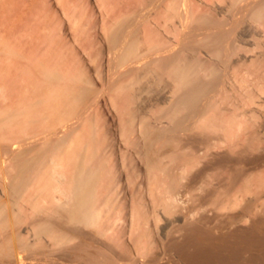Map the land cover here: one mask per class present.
<instances>
[{"label": "bare ground", "instance_id": "1", "mask_svg": "<svg viewBox=\"0 0 264 264\" xmlns=\"http://www.w3.org/2000/svg\"><path fill=\"white\" fill-rule=\"evenodd\" d=\"M166 2L176 15L179 2ZM228 2L220 8L227 15L223 22L212 13L193 18L183 48L175 53L162 42L141 40L136 11L107 27L101 52L109 56V91L116 93L111 98L122 101V108L114 101L121 116L120 134L111 132L112 139L109 126L106 131L103 123L102 135L93 121L90 97L96 83L83 68L50 49L54 57L38 51L13 65L12 40L2 35L0 264H264V175L256 173L264 167V137L254 125L240 130L237 120L251 108L244 112L238 100L241 107L237 103L232 109L228 94L218 101L234 80L242 82V74H235L240 66L235 63L241 61L236 56L251 39L240 27L250 22L264 26V0ZM200 47L208 50L211 62L200 57ZM263 60L248 71L257 86L264 84ZM150 74L156 88L164 82L169 88L161 91L171 93L153 121L139 111L146 88L138 85ZM218 102H228L225 111L217 109ZM212 167L230 170L221 198L210 190L222 181L209 173ZM202 178L211 179L209 188L197 186ZM128 182L137 183L143 200L134 189L137 201L132 196L122 216Z\"/></svg>", "mask_w": 264, "mask_h": 264}, {"label": "rangeland", "instance_id": "2", "mask_svg": "<svg viewBox=\"0 0 264 264\" xmlns=\"http://www.w3.org/2000/svg\"><path fill=\"white\" fill-rule=\"evenodd\" d=\"M40 1H41V3H40ZM151 1L150 0H144V1L143 0H110V1L109 0H107V1L106 0H101V1L100 0L99 1L98 0H57V1H55V0H48V1L47 0H0V16H1L0 17V36H2L3 34L6 35V36L8 35V38L10 39V41L12 40L11 44L13 46H11V47L14 48V49L12 48L13 52L16 53L13 56V62H14L13 65L18 63V61L20 59H22L20 57L27 56V55H28V57H32V56L35 57V55L37 54L38 51H39L38 53H40V54H42L43 51H44L45 54L43 53L44 54L43 56H45L47 53H50V54H47V55H49V57L50 56L54 57V55H51V52L54 50L52 52V54L60 52L62 55L64 54L63 56H65L66 60H67V57H69L68 60L72 61V63L70 61H68V63H70L72 65L75 64L74 67L83 68L91 76V78L94 80V82L96 83L95 85L92 86L94 88V92H95L94 94L95 95L93 94L90 97V103H93V107H92V115L93 116L92 117L95 118V119H93V118L92 119H93V121L95 122L96 125L97 124L100 125L102 123V127H101V125H100V127H99V125H97L98 126L97 127L98 130L100 128L99 131H101V134L103 133L102 135H104V131L105 130L107 131V129H108L110 131L108 137L110 139H112L114 137V135L120 134V133H118L119 132L118 120H119L121 115H118V114L121 111H119L120 109L119 110H117V109L119 107L118 105L122 104V101H121V99L117 100V98H116L117 101H115V99L111 98V96L113 97V95H116V93L111 94L112 91H109L110 90L109 88L111 87V85L108 82H110V80L112 78V74L108 71L107 64H106L107 60L109 59V56L106 55L105 53L103 54L101 52V51H103V49L105 50L104 47L106 46V43H105L106 42L105 41L106 36L105 35H106L107 27L110 28V27L114 26L116 21L118 22L119 20H121L120 18H123L124 16H126L128 13H130L132 11H136L135 12L136 19H137L135 21L136 22V29L139 32V35H140L139 37L141 38V40L142 39L143 40H148L151 43H153V42L154 43H161L162 42L161 43L162 45L167 46L172 51L174 50L173 52L171 51V53H175L177 50L180 51L183 48L182 47V46H184L183 42L184 41L186 42V39L188 38V36H189V34L191 32V29L193 28V26L195 24V21H194L193 18H195V17H197L199 15L205 14V13L206 14L207 13H209V14L212 13L211 15L215 16V19H217L218 21L221 20L223 22L224 18H226L227 15L224 16V13H222V10L220 8L227 6V4L229 3L228 1H230V0H203V1L202 0H193V1L192 0H182L184 2V4H183V2H181V0H172V1H176L177 4L179 2L178 5H179V7H181V8L178 7L179 10L177 11L176 15H175V12L172 14V11H171L172 9L169 10L170 8L168 6H165L167 4V2H166L167 0L166 1L165 0H151ZM245 1H247L246 3H248V1H249V4H250V3H253V2L254 3L258 2L259 0H244V2H242V5L245 3ZM150 2L152 4V6H151ZM185 2H187V4ZM117 3H120V4H117ZM3 4H4V7H2ZM111 6H113V7H111ZM5 7L7 8L8 12L6 11ZM69 7H70V9H69ZM101 7H102V9H101ZM131 7L133 9H131ZM165 7L168 8V9H166ZM193 7H194V9H192ZM78 8H80V9H78ZM76 9H77V11H76ZM136 9H138V10H136ZM142 10H144V11H142ZM167 10H169V11H167ZM219 10H220V12H218ZM163 11H164L165 14L162 13ZM144 12H146V13H144ZM168 12H170V13H168ZM193 13H195V14L193 15ZM178 14H181L183 16V18L180 19ZM225 14H227V13H225ZM186 17H188L189 20L186 19ZM237 17L238 18L241 17V14H238ZM168 18L170 20L169 22H168ZM171 18H173V22H172ZM111 20H113V21H111ZM185 20L187 21V23H186ZM167 23H168V25H167ZM163 24L167 28H165V26ZM243 25H242V27H240V29H242V31L244 30V32H243L244 34L246 33V35H247L246 39L248 40V38H249L251 40H250V42H248V44H244V45L241 44L240 45L241 48H240V51L237 54L239 57L236 56L237 59L241 58V61L238 59L240 62L237 61L235 63V66H237V64H240L241 67L240 66L235 67V69H236L235 74H237L238 71H239V73H238L239 75L237 74V76L240 77V75L242 74L241 75L242 82H238V81L234 80V82L233 81L232 82L236 83V85H234L233 83H232V85L229 84V86H232V87H230V89L229 88H227V89H229V90H231V89L234 90L235 89V90L234 91H229V90L225 91V94H221L222 97L219 96V100H218L220 103H222L221 101H223V99H224L223 96L227 97V94H228L230 96V98L228 96V99H229L228 102L229 103L226 102V103L220 104L218 102V105H220V107L218 106L217 109L221 110V108H222V110H224L225 109V105L224 104H227V103L229 104V106L231 105L232 109H234L233 106H235V108H236L237 103L242 102V105L245 104V105H243L241 107V105L239 103L240 107L243 108L242 110H244V109L247 110L249 108H251V109L249 110L250 112L248 111V113L244 110V112H246L248 114V115H246L248 117L242 115L243 117L241 116L240 118H238L237 121H240V123L238 122L240 124V130L243 129L242 131H244L246 127L249 128L250 126L254 125L255 128H257V130L259 131L260 135H262V137H264V124H263L264 123V84H263V86L261 85L262 87L255 85V82L252 81L253 77L251 75H249V73H248V71L253 70V69L256 68V65H255L256 62H259L262 58L264 59V35H263L264 34V31H263L264 26H260L259 24H256V23H253V22H250L248 25L247 24L246 25L243 24ZM249 26H250V28H249ZM173 27L176 28V29L174 30ZM188 27H190V28H188ZM104 28H106V29H104ZM161 29H163V30H161ZM185 29H186V31H184ZM240 29H239V31H240ZM180 30H182V31H180ZM175 31H177V32H175ZM245 31H247V32H245ZM249 32H250V34H249ZM174 33H176L175 34L176 36L174 35ZM44 35H46V36H44ZM258 35H261V36H258ZM3 36L0 37V40H1V38L3 39ZM75 36H77V37H75ZM186 36H187V38H185ZM4 38H7V37H4ZM164 38H166V39L164 40ZM172 40H174V41H172ZM24 41H25V44H24ZM164 41H165V43H164ZM175 44H177V45H175ZM38 45H40V46H38ZM200 48H201L200 49V54H199L200 57L203 60H205L206 62H209L210 60L212 61L213 59L211 58V55L209 54L208 50L205 49V48H202V47H200ZM49 49L52 50V51H50ZM165 55H167V54H165ZM107 57H108V59H107ZM244 58L246 60H244ZM80 61H81V63H80ZM217 63H218V61H217ZM85 65H87V66H85ZM97 68H99V69H97ZM154 79L155 78H153L152 74H150L149 76H147V78H145L143 80V83L138 85V86L144 85L141 88H146L147 89V90L145 89L146 91L144 90V92H143L145 95L143 94V96L141 97L142 100L145 97L143 102L141 100L139 101L140 102L139 106L140 107L142 106L141 108H143V109H141L139 107V109H140L139 111H140V113L142 115H144L145 117H147L148 119H150L152 121H153V119L155 117L159 116V112H158V111H160L159 109H161L162 106H163L162 108H165L166 105H168L166 102L170 98L169 94L171 95L169 90H168L169 92L167 91L169 93L168 95L166 94V92H163V91H165L167 89V86L169 88V85H166L163 82L161 84V86L156 88V86L154 84ZM227 85H228V83H227ZM165 87H166V89H164ZM234 87H236V88H234ZM160 88H162L163 91H161L162 89H160ZM240 88H241V90H240ZM252 88H253V90H252ZM155 89H157V90L155 91ZM97 90H98V92H97ZM250 91L253 93V95H252V93ZM228 92H230V93H228ZM157 93H159V94H157ZM164 94H165L166 98L164 97ZM239 94H240V96H239ZM256 95H257V97H256ZM231 97H234V98L237 97L236 98L237 100L235 99L236 101H234V99H233V101H234L233 102L231 100L232 99ZM148 98L150 100L151 99L152 100L150 101ZM159 98H161V100ZM251 98H253V99H251ZM111 99L113 100V102L115 101V102L118 103V105H117V103L114 102L116 107H115V105H112L114 103L111 102L112 101ZM165 99L166 100L168 99V100L166 101ZM259 99H261V100H259ZM238 100H240V101L237 102ZM159 101L163 102L164 104L163 103L160 104ZM235 102H236V104H235ZM246 102H248V103H246ZM223 105H224V107H223ZM239 105H237V107ZM226 106H227L226 109L230 110L229 113H231V108H229L228 105H226ZM244 106H246V108H244ZM152 107H153V109H152ZM120 108H122V105L120 106ZM256 108H258V109H256ZM95 109H97V110H95ZM114 109H116L117 111H114ZM240 109H239L238 113L241 114L243 111L242 110L240 111ZM148 110H150V111H148ZM218 110H217V112H218ZM251 110H255L257 113L256 112H255L256 114L252 113ZM150 112H153V113H150ZM229 113H227V114H229ZM107 116L109 118H107ZM252 116H253V118H252ZM151 117H152V119H151ZM248 121H250V123ZM243 122H245V124ZM103 123H105V126H104L105 130H104V127H103ZM255 123L258 124V125H256ZM246 124H248V125H246ZM163 125H166V123H163ZM106 126H109V127H107V129H106ZM242 126H243V128H242ZM102 129H103V132H102ZM111 132H112V134H114V133L115 134L112 135ZM199 132H200V130L198 131V133ZM198 133L194 132V134H198ZM124 150H125V148H124ZM15 151L18 152L19 149L16 148ZM117 157H118V154H117ZM120 157H121V155H119V158ZM128 160L130 161V158L126 160L127 163H128ZM136 161H138V159H136ZM237 166H239V165H237ZM237 166H235V167L236 168H240V166L239 167H237ZM209 173L213 174V175L217 174L216 176H217V179L219 177V179H218L219 181H220V177H221L222 181L221 182H217L218 184H220L219 187L216 186V189H214V190H212L213 187L210 188V190L212 192L214 191L213 193L216 194V196H220V198H221L222 192L225 191V189L227 188L226 186H228V180H229L228 178L230 176V170L228 172V170H226V169H224V170L222 168L221 169H217V168L213 169V167H212L209 170ZM256 173H259V174L263 173L261 175V176H263L264 175V167H261V168H259V170H256ZM259 174H256V175L259 176ZM1 177H2V175L0 174V183L3 181V179H2L3 177L2 178ZM204 180L205 179L202 178V180L200 181L201 183L198 184L197 186L200 185V187H201V184H202L204 186V189L209 188L207 183H210L211 179L208 178L207 179L208 181L205 180L206 184H204ZM129 184L133 185V188H132V186L130 187ZM136 184H131L129 182L128 183H124V190L125 191H123L124 193H123L122 197L125 200L123 199L122 202H121V204H122L121 205V208H122L121 210L126 209L127 211L123 210L124 214L122 216H125V213L128 212L127 207L130 206V203L133 200L132 196L136 200V196L139 195L138 200L139 201L141 200L140 202H142V200H143V199H141L142 196H141V193H140L142 190L140 191L138 188H134V185H135V187H137ZM130 188H131V190H130ZM134 189L135 190L137 189L136 191H138V192H136V194H135V191H133ZM195 190H196L195 193H197L198 192L197 191L198 188H196ZM216 190H218V192ZM137 193H140V194H137ZM140 196H141V198H140ZM262 201L264 202V196H263V199L261 200V202ZM206 202H208V201H206ZM260 203L259 204L257 203V205L261 206L262 204H260ZM201 205H202L201 203H197L196 205H194V207L199 209L201 207ZM119 213L120 212H118V214ZM159 216H161V215H159ZM166 256H167V254H166Z\"/></svg>", "mask_w": 264, "mask_h": 264}]
</instances>
